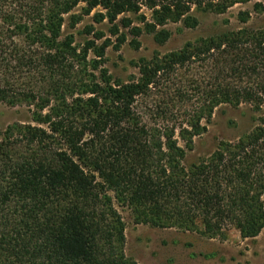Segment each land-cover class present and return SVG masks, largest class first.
Here are the masks:
<instances>
[{
    "label": "trees",
    "instance_id": "trees-1",
    "mask_svg": "<svg viewBox=\"0 0 264 264\" xmlns=\"http://www.w3.org/2000/svg\"><path fill=\"white\" fill-rule=\"evenodd\" d=\"M249 0H0V103L25 104L31 122L0 133V264H136L124 253L126 208L137 223L207 237L264 227V29L239 27L187 42L112 79L109 39L81 47L64 33L85 4L96 22L129 27L122 13L151 10L143 27L158 44L168 22L197 24L191 8L224 13ZM245 23L246 12L239 13ZM91 26L86 28L89 33ZM119 47L125 34L118 37ZM135 41V39H134ZM89 52L98 58H88ZM155 97L146 111L139 98ZM258 114L237 139L186 165L193 138L223 104ZM179 139L183 145L179 143Z\"/></svg>",
    "mask_w": 264,
    "mask_h": 264
},
{
    "label": "rangeland",
    "instance_id": "rangeland-1",
    "mask_svg": "<svg viewBox=\"0 0 264 264\" xmlns=\"http://www.w3.org/2000/svg\"><path fill=\"white\" fill-rule=\"evenodd\" d=\"M84 9L85 4L80 3L72 11L81 15L73 27L69 26V14L65 15L64 33H71L74 44L81 47L87 39H94L95 33L100 31L103 36L95 39V44L99 45L109 39V45L105 49L103 62L95 73L104 68L112 79L121 81L139 76L137 65L141 59L180 49L187 42L244 26L264 29V0L238 2L224 13H213L193 6L189 14L196 19L197 24L190 27L181 21L168 22L164 27L169 30L170 36L163 44H158L153 34L145 30L139 36L130 33L132 26L143 27L141 16L146 21L151 19V10L145 6H141L137 13H122L119 17L129 18L131 25L125 28L119 25L117 34H112L111 24L106 19L101 22L94 20L93 13L103 11L100 7L94 8L89 14H84ZM240 12L247 14L245 23L239 20ZM88 26L92 27L89 33L86 32ZM121 33L125 34V41L116 47ZM88 58L98 59L93 52H89ZM154 98H139L136 102L137 109L146 111V104ZM28 109L25 104L11 106L0 103V133L14 122H31ZM257 114L247 103L218 106L205 123V132L193 138L192 148L186 152L184 163L189 165L197 162L221 140H234L247 133L255 124ZM179 143L183 145L180 139ZM118 210L125 226L124 253L136 264H264V227L257 236L251 238H242L235 228L228 229L220 236L207 237L193 231L137 223L126 208L118 207Z\"/></svg>",
    "mask_w": 264,
    "mask_h": 264
}]
</instances>
